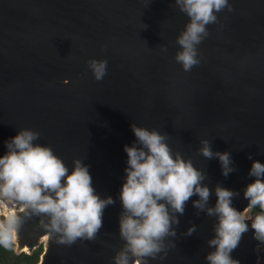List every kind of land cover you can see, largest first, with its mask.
I'll use <instances>...</instances> for the list:
<instances>
[{"label": "water", "instance_id": "95a60500", "mask_svg": "<svg viewBox=\"0 0 264 264\" xmlns=\"http://www.w3.org/2000/svg\"><path fill=\"white\" fill-rule=\"evenodd\" d=\"M228 4L198 46L200 63L185 72L176 40L189 18L175 0H0V155L17 132L31 130L34 144L50 148L69 172L79 161L95 194L113 200L95 237L72 243L48 215L13 206L14 219L0 215V231L10 234L15 254L42 246L36 264H116L125 249L120 191L132 125L165 136L173 155L204 174L212 191L207 207L215 206L219 185L236 193L232 205L245 213L251 163H264V0ZM91 59L107 61L101 81ZM201 140L214 153L228 152L235 170L221 175L218 159L200 153ZM197 199L175 214V234L159 241L158 252L129 253V264H208L217 217L193 207ZM247 222L231 257L257 264L261 242Z\"/></svg>", "mask_w": 264, "mask_h": 264}, {"label": "clouds", "instance_id": "9594fccd", "mask_svg": "<svg viewBox=\"0 0 264 264\" xmlns=\"http://www.w3.org/2000/svg\"><path fill=\"white\" fill-rule=\"evenodd\" d=\"M175 2L189 18L177 37L180 51L175 56L188 72L200 63L198 46L209 35L208 25L216 23V14L229 4L228 0ZM87 63L94 79L101 81L107 72V61L91 59ZM131 130L135 143L124 146L127 167L120 191L123 212L119 233L125 249L116 257V264H129V253L139 258L158 252L159 241L175 234L172 225L179 223L175 214L183 215L186 203L193 196L198 197L192 202L193 207L217 217L215 237L208 241L214 248L206 256L208 264H238L231 252L249 231L248 220L255 239L264 242V163L252 161L248 174L254 179L243 192L248 209H259L254 216L233 207L236 193L219 185L215 187V206L207 207L212 191L202 183L204 174L190 160L173 155L166 137L156 130L135 125ZM37 138L36 132L23 129L5 142L7 151L0 155V197L15 199L35 212L48 215L51 227L63 232L66 243L77 238L93 239L103 225L104 208L113 200L101 199L95 194L86 166L76 161L69 172L50 148L33 143ZM201 144L200 153L204 157L218 159L221 175L227 177L235 170L228 152L214 153L207 140H201ZM194 231L195 225H192L187 234ZM7 239L5 233V242ZM133 264H139V260Z\"/></svg>", "mask_w": 264, "mask_h": 264}, {"label": "trees", "instance_id": "16d2710c", "mask_svg": "<svg viewBox=\"0 0 264 264\" xmlns=\"http://www.w3.org/2000/svg\"><path fill=\"white\" fill-rule=\"evenodd\" d=\"M5 242L4 235L0 231V264H36L41 253V247L35 248L30 254L21 252L15 254L10 234Z\"/></svg>", "mask_w": 264, "mask_h": 264}, {"label": "rangeland", "instance_id": "374dc122", "mask_svg": "<svg viewBox=\"0 0 264 264\" xmlns=\"http://www.w3.org/2000/svg\"><path fill=\"white\" fill-rule=\"evenodd\" d=\"M21 204H23L22 202L20 201H17L15 199H11V198H7V197H0V207L3 208L2 205L5 206L6 208V211H8L9 209H11L13 206H20ZM251 210L247 209L245 211V214L247 216H249L250 214L252 213H249ZM9 217V216H8ZM261 249V251H264V242H261L260 244H258L257 248H256V251H257V254H258V262L257 264H264V252H261V256L259 254V249Z\"/></svg>", "mask_w": 264, "mask_h": 264}, {"label": "bare ground", "instance_id": "6f19581e", "mask_svg": "<svg viewBox=\"0 0 264 264\" xmlns=\"http://www.w3.org/2000/svg\"><path fill=\"white\" fill-rule=\"evenodd\" d=\"M3 206V210L0 211V215H3L6 218V221H11L12 219H14L15 217V210L13 209V207L11 209H9L8 211H6V208L4 205ZM16 207V206H15ZM19 211H23L26 209L25 205L21 204L20 206L16 207ZM5 210V211H4ZM9 216V217H8ZM11 217V219H9ZM0 222L1 221V217H0ZM6 228V225L3 223L2 224V229ZM11 232H13V229L10 230Z\"/></svg>", "mask_w": 264, "mask_h": 264}, {"label": "flooded vegetation", "instance_id": "af4514ba", "mask_svg": "<svg viewBox=\"0 0 264 264\" xmlns=\"http://www.w3.org/2000/svg\"><path fill=\"white\" fill-rule=\"evenodd\" d=\"M258 211H259V209H251V211H250L249 213H256V212H258ZM40 247H41V250H42V246H40ZM261 249H262V248L259 249V254H260V256H261V254H262L261 252H264V251H261Z\"/></svg>", "mask_w": 264, "mask_h": 264}]
</instances>
